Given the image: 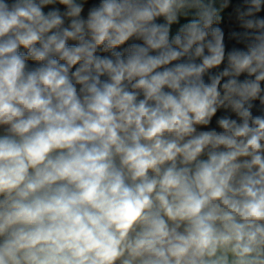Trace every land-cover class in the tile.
<instances>
[{
	"label": "clouds",
	"instance_id": "clouds-1",
	"mask_svg": "<svg viewBox=\"0 0 264 264\" xmlns=\"http://www.w3.org/2000/svg\"><path fill=\"white\" fill-rule=\"evenodd\" d=\"M0 264H264V0H0Z\"/></svg>",
	"mask_w": 264,
	"mask_h": 264
},
{
	"label": "trees",
	"instance_id": "trees-1",
	"mask_svg": "<svg viewBox=\"0 0 264 264\" xmlns=\"http://www.w3.org/2000/svg\"><path fill=\"white\" fill-rule=\"evenodd\" d=\"M226 28H228L230 25H229V23L227 22V18H226V23H225V25H224Z\"/></svg>",
	"mask_w": 264,
	"mask_h": 264
}]
</instances>
